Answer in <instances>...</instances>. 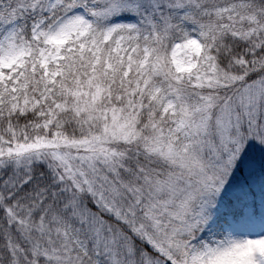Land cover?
I'll return each mask as SVG.
<instances>
[{
  "label": "snow or ice",
  "instance_id": "snow-or-ice-1",
  "mask_svg": "<svg viewBox=\"0 0 264 264\" xmlns=\"http://www.w3.org/2000/svg\"><path fill=\"white\" fill-rule=\"evenodd\" d=\"M0 264H264V0H0Z\"/></svg>",
  "mask_w": 264,
  "mask_h": 264
}]
</instances>
